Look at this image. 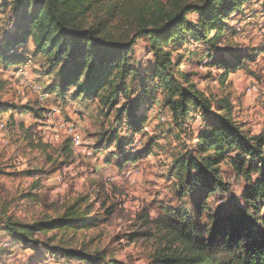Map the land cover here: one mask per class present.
<instances>
[{"label":"rangeland","instance_id":"rangeland-1","mask_svg":"<svg viewBox=\"0 0 264 264\" xmlns=\"http://www.w3.org/2000/svg\"><path fill=\"white\" fill-rule=\"evenodd\" d=\"M203 1L162 0V3L171 11L177 7L175 4L200 5ZM14 3V0H0V51L3 52L14 48L10 36L16 31L15 25L21 15L20 10L11 18L12 26L7 27ZM112 11L111 4L101 5L85 19V26L95 27L101 22L104 33L115 39H132L142 24L147 23L144 27L151 30L156 22L154 17L146 15V22L137 17L126 23L113 19ZM155 13L158 15L157 10ZM198 17L197 14L187 16L193 23L199 21ZM228 25L232 29L224 32L220 44L234 50L243 49L254 60L238 74L231 73L225 85L220 80L225 70L209 66L211 61L206 54L210 47L201 42L187 37L186 42L178 45L176 40L170 46L172 60L178 71L185 73L190 83L207 97L231 100L234 118L246 130L264 136V118L260 117L259 122L250 120L251 114H261L253 107V99L256 96L264 99V94L259 90L257 94L248 95L246 83V78L250 77L251 82L260 86L264 78V0L248 4ZM150 47L147 36H141L136 43L131 66L142 77L135 84L127 80L128 99L122 94L110 98L108 90L101 92L98 99L83 96L74 99L73 95L64 98L57 90L59 83H54V76L45 75L48 64L44 57L33 58V43L29 49L18 53L23 57L21 64L10 65L7 69L0 66V264H90L89 260L68 257L60 249L95 254L100 259L99 264H150L155 242L148 238L158 235L154 222L165 215L164 206L181 211L193 225L213 224L219 214L217 202L221 198L209 197V207L204 208L201 217L198 205L204 198L201 191L189 190L182 195L178 186L180 176L182 180L185 176L174 167V162L193 146L190 125L195 127L196 123L191 119L178 127L173 122L165 94L151 78L149 70L155 60ZM143 85L149 94L144 93ZM33 86L42 89L35 91ZM57 108L59 113L49 117ZM125 108L134 112L137 108V116L145 119L144 127L149 131L144 128L140 134L141 146H137L135 137L125 131L126 128L120 131L125 118L121 110ZM261 110L264 112V106ZM161 114L166 116L164 121L158 120ZM67 124L82 132L87 147L96 152L94 156H87L84 149L73 151L66 140L58 143L53 140L57 133L63 137ZM254 124L262 125L259 133H253ZM112 137L116 141L121 138V143L115 141L110 146ZM100 145L103 150L97 151ZM138 149L142 151L141 156L147 151L149 155L136 164L128 163L129 156L138 155ZM246 166L258 171L255 166L259 168L260 162H247ZM222 176L230 185L225 197L237 198L246 207L243 203V194L249 186L246 179L237 176L228 164L222 167ZM259 176V172L252 174L253 180ZM81 197L88 199L84 208L86 204L95 207L90 218H98L96 228L77 234L73 231L60 233L53 242L51 238L56 233H39L33 239L40 240L41 244L25 248L14 245L12 234L3 225L5 221L33 224L46 218H59L67 206ZM112 206L114 213L110 216L107 210ZM147 213L150 225H145ZM132 233L142 237L132 242L128 240ZM3 243L9 246L3 248Z\"/></svg>","mask_w":264,"mask_h":264},{"label":"trees","instance_id":"trees-1","mask_svg":"<svg viewBox=\"0 0 264 264\" xmlns=\"http://www.w3.org/2000/svg\"><path fill=\"white\" fill-rule=\"evenodd\" d=\"M14 1L13 11L7 20L9 28L12 26L11 18L21 10L16 31L10 36L14 48L0 51V66L4 65L7 69L10 65L21 64L23 57L18 53L24 48L29 49L30 43H33V58L44 57L48 64L45 75L54 76V83H59L57 90L64 98L73 95L74 99L80 96L98 99L101 92L108 90L110 98L122 94L128 99L127 80L135 84L142 77L132 70L134 48L141 36H147L155 60V65L149 70L151 78L157 82L156 87L164 92L173 122L178 127L191 119L199 123L196 128L190 125V132L194 136L193 146L188 147L174 162V167L185 176L182 180L179 175L178 186L182 195L189 193V190L201 191L204 197L198 203L201 217L204 208L209 207V197L216 195L221 198L217 202L219 214L213 224L197 226L181 211L164 206L165 215L154 222L158 235L148 238L155 242L150 264H264V136L251 134L235 120L231 100L207 97L196 85H192L187 75L178 71L170 50L176 40L180 45L188 40L187 37L210 47L206 54L211 61L209 66L225 70L220 79L225 85L231 73L248 67L254 57L243 49L234 50L221 45V37L227 29H232L229 22L240 16L248 4L258 0H204L200 5L175 4L177 7L171 11L167 10L162 0ZM103 4H111L113 19L127 23L140 17L146 22L144 16L148 15L154 17L156 22L151 30L144 27L147 23L142 24L132 39H115L104 33V23L100 22L95 27L84 24L85 19ZM189 14H197L199 21H189ZM143 88L144 93L149 94L145 85ZM121 112L125 118L120 131L126 128L125 131L133 135L135 141L141 139L140 134L145 128L144 117H138L134 110L127 111L126 108ZM115 141V138H110V146ZM121 141L120 138L116 144ZM100 147L97 151L103 150ZM140 154L142 151L135 155L136 158L129 156L127 162L136 164L149 152L142 156ZM257 160L260 162L259 168L255 166L258 171L246 166L247 162L253 164ZM224 164L230 165L235 174L249 184L243 194L246 207L237 198L225 197L230 185L223 180ZM255 172H259L260 176L253 180L252 174ZM221 194L224 195L219 196ZM225 199V205H221ZM86 202L88 199L81 197L67 206L59 218H46L33 224L5 221L3 225L12 234L14 245L37 247L41 241H34L33 238L39 233H56L51 238L53 242L60 233L73 231L77 234L81 230L96 228L98 218H90L95 207L86 204L84 208ZM113 208L107 210L108 215L114 213ZM150 224L147 213L145 225ZM140 237L132 233L128 240L133 242ZM60 250L79 261L89 260L90 264L100 262L95 254Z\"/></svg>","mask_w":264,"mask_h":264},{"label":"built area","instance_id":"built-area-1","mask_svg":"<svg viewBox=\"0 0 264 264\" xmlns=\"http://www.w3.org/2000/svg\"><path fill=\"white\" fill-rule=\"evenodd\" d=\"M33 89L36 90H41L42 88L40 86H33ZM250 90H252V92H258L259 90H261L264 94V78L261 81L260 86H254L253 88H251ZM59 113V108L52 110L49 113V117H53L56 116ZM166 119V116L164 114H161V116L158 118V120H162L164 121ZM3 127V126H2ZM145 130L148 132L149 129L148 127L145 128ZM53 140L58 143V142H63L64 140H66L69 145L71 146V148L73 149V151L78 152L79 150L84 149V152L87 156L92 157L95 155V151L89 147H87V145L85 144V140H84V136L82 134V132H80V130L71 124H67L64 128L63 131V137L57 133L55 134ZM141 140V139H140ZM137 144V146H141L142 143L141 141H139V139L136 140L135 142ZM139 151V149H138ZM226 200L225 201H221L222 205H225ZM9 246L8 243H3L1 247L3 248H7Z\"/></svg>","mask_w":264,"mask_h":264},{"label":"crops","instance_id":"crops-1","mask_svg":"<svg viewBox=\"0 0 264 264\" xmlns=\"http://www.w3.org/2000/svg\"><path fill=\"white\" fill-rule=\"evenodd\" d=\"M236 74H238V73H236ZM231 76H232V74H230V78H231ZM235 77H237L236 75H234ZM240 76V75H239ZM238 76V77H239ZM241 79V78H240ZM246 83H247V85H248V87H247V89H249L248 91H247V93H248V95H252V93H255V92H252V90H250L251 88H253L254 86H256L255 85V83H253V82H251V78L250 77H247L246 78ZM253 83V84H252ZM257 94V93H256ZM253 95H255V94H253ZM256 96V95H255ZM254 101H255V103L253 104L254 106V108H255V110H257V111H259V113H261V114H259V115H257V116H253V114H251L250 115V120L251 121H254V122H259V120H262V118H260V117H263L264 118V112L261 110V106H264V99L263 98H260V97H258V96H256V98H254L253 99ZM262 112H263V114H262ZM262 123H263V121H262ZM199 123H197L196 125H195V128L197 127V126H199L198 125ZM252 129H253V133H259V131H261V129H262V125L260 124V125H256V124H254L253 126H252ZM111 167V166H110Z\"/></svg>","mask_w":264,"mask_h":264}]
</instances>
